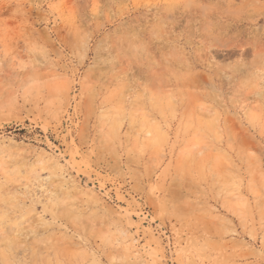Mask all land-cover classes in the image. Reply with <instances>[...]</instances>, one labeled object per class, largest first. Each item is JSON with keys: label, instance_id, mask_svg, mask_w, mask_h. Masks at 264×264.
<instances>
[{"label": "rangeland", "instance_id": "rangeland-1", "mask_svg": "<svg viewBox=\"0 0 264 264\" xmlns=\"http://www.w3.org/2000/svg\"><path fill=\"white\" fill-rule=\"evenodd\" d=\"M0 264H264V0H0Z\"/></svg>", "mask_w": 264, "mask_h": 264}]
</instances>
